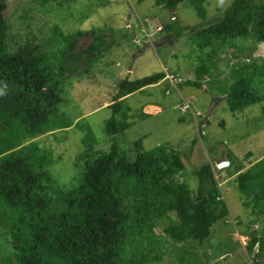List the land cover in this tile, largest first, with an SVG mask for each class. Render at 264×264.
I'll list each match as a JSON object with an SVG mask.
<instances>
[{
  "label": "trees",
  "instance_id": "trees-1",
  "mask_svg": "<svg viewBox=\"0 0 264 264\" xmlns=\"http://www.w3.org/2000/svg\"><path fill=\"white\" fill-rule=\"evenodd\" d=\"M11 1L0 0V264H156L163 257L154 243L165 238L194 240L204 250L215 224L230 215L209 161L195 169L198 186L193 192L183 180V151L168 145L147 149L142 140L128 148L114 142L107 150L82 151L79 172L68 181L60 178L63 188H55L52 152L32 140L73 125L74 117L65 113L68 92L62 85L75 36L64 38V46L52 56L48 44L43 49L27 42L14 49L9 39ZM155 1L171 12L188 3L207 16L206 0ZM221 13L205 26H182L176 19L166 25L175 39L190 33L200 46L206 57L196 70L202 76L210 74L221 42L254 38L264 43V0H234ZM166 77L159 72L120 81L106 107L112 110L106 122L111 138L133 125L126 99ZM231 79L224 95L231 111L264 100L259 89H264V63L234 68ZM238 184L244 204L264 216V158L242 172ZM249 237L251 251L258 244L264 249V235L252 232Z\"/></svg>",
  "mask_w": 264,
  "mask_h": 264
},
{
  "label": "rangeland",
  "instance_id": "rangeland-1",
  "mask_svg": "<svg viewBox=\"0 0 264 264\" xmlns=\"http://www.w3.org/2000/svg\"><path fill=\"white\" fill-rule=\"evenodd\" d=\"M233 1L206 0V17L188 3L171 12L155 0H15L9 5L14 49L27 42L43 49L48 44L52 56L64 46V38L75 36L62 85L68 92L64 112L74 117L73 125L32 140L52 152L55 188H63L60 178L68 181L79 172L82 151L107 150L114 142L128 148L142 140L147 149L168 145L183 151V180L193 192L198 186L195 169L213 163L230 215L215 224L204 250L194 240L158 239L154 247L163 259L156 264H264V249L248 247L252 232L264 235V216L244 204L238 189L239 175L264 158V100L240 112L231 111L224 100L234 68L254 61L263 65L264 43L254 38L221 42L210 74L202 76L196 69L206 56L190 33L175 39L166 30L173 19L182 26H205ZM159 72L167 79L126 99L133 125L111 138L106 122L112 110L106 107L120 81ZM175 75L177 79L170 78ZM197 81L201 87L194 86ZM259 89L262 95L264 89Z\"/></svg>",
  "mask_w": 264,
  "mask_h": 264
},
{
  "label": "built area",
  "instance_id": "built-area-1",
  "mask_svg": "<svg viewBox=\"0 0 264 264\" xmlns=\"http://www.w3.org/2000/svg\"><path fill=\"white\" fill-rule=\"evenodd\" d=\"M170 78H172V79L174 80V79H175V76H173V77H172V76H170Z\"/></svg>",
  "mask_w": 264,
  "mask_h": 264
}]
</instances>
